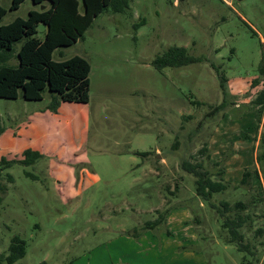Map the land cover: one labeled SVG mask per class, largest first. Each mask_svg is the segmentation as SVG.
I'll return each mask as SVG.
<instances>
[{
    "label": "rangeland",
    "instance_id": "obj_1",
    "mask_svg": "<svg viewBox=\"0 0 264 264\" xmlns=\"http://www.w3.org/2000/svg\"><path fill=\"white\" fill-rule=\"evenodd\" d=\"M0 4L8 10L0 25L44 6ZM46 31L40 23L36 36ZM22 42L9 64H19ZM175 45L205 59L158 70L154 58ZM75 55L91 64L88 103L61 100L52 108L49 89L42 100L21 92L0 97V159L20 160L27 148L42 153L3 172L0 253L19 235L27 253L17 264H243L220 214L197 196L196 178L180 166L201 160L216 173L233 155L225 167L229 186L213 201L249 205L242 212L253 217L246 241L256 248L248 257L264 264L261 175L234 182L246 168L264 178V118L260 123L252 103L262 86L251 87L264 56V0H130L124 12L109 6L53 58ZM225 99V109L212 112ZM163 211L165 222L144 228Z\"/></svg>",
    "mask_w": 264,
    "mask_h": 264
},
{
    "label": "trees",
    "instance_id": "obj_2",
    "mask_svg": "<svg viewBox=\"0 0 264 264\" xmlns=\"http://www.w3.org/2000/svg\"><path fill=\"white\" fill-rule=\"evenodd\" d=\"M24 0H12L11 10L20 7ZM35 4H42V10L32 9L26 18L16 17L13 21L0 25V97L18 98L20 92L27 100H42L44 91L49 89L53 93L55 108L61 100L68 102L88 103L90 101V73L91 64L83 56L75 55L65 60H54L53 54L58 47L69 46L81 38L91 27L95 18L103 13L109 6L114 12H124L130 7V0H33ZM49 2V5H46ZM8 10L0 4V19ZM40 23L47 26L45 37L40 39L36 36ZM142 18L139 25L145 24ZM17 52L19 64H9L8 61L15 53L14 45L22 41ZM203 56L195 57L189 54L186 46H171L153 60L158 70L166 67H180L193 62L202 61ZM259 77L252 81L251 87L262 86L253 99V104L259 107L260 114L264 110V56L259 66ZM225 82L227 78L221 75ZM223 87V86H222ZM246 95L248 92L245 93ZM227 99L219 105L213 106L212 112L225 109ZM54 105V107H53ZM207 150L206 147L200 152ZM138 155L148 156L149 151L135 152ZM24 157L20 160L0 159V205L8 191L7 183L4 182L3 172L12 164L19 162L24 165L35 163L41 158L42 153L38 150L27 148L23 152ZM259 158V156H258ZM207 159H211L210 154ZM220 166V162L213 163ZM181 168L196 178V194L220 214V223L227 231V241L234 243L238 250L244 252L243 264H252L249 254L255 255V244L246 241L245 229L248 222L253 220L252 215L242 213L248 208L244 201L231 204L227 200L219 204L213 201L217 193L225 191L229 183L223 178L224 167L216 173H212L204 165V161L184 159L180 162ZM28 175H32L27 172ZM258 170L246 168L243 172L240 185L249 184L252 178L259 177ZM33 176V175H32ZM8 182H13L12 174L7 173ZM178 184L176 188H178ZM234 211L233 215L228 214ZM167 211L160 212L157 219L149 221L144 228H153L166 221ZM263 232L261 228L256 233ZM27 253L26 240L19 235L13 236L8 251L0 253V264H17ZM40 264H46L43 261Z\"/></svg>",
    "mask_w": 264,
    "mask_h": 264
},
{
    "label": "crops",
    "instance_id": "obj_3",
    "mask_svg": "<svg viewBox=\"0 0 264 264\" xmlns=\"http://www.w3.org/2000/svg\"><path fill=\"white\" fill-rule=\"evenodd\" d=\"M261 86V85H260ZM82 104H86V103H82ZM262 117L264 118V110H263V113H262V116H261V121H260V123L262 122ZM220 130V128H216V132H215V135H217V131H219ZM263 127H262V123H261V125H259V134H261V132H263ZM260 136V135H259ZM215 137V136H214ZM258 143V142H257ZM232 159L233 158V155H230V157L228 156L227 157V159ZM227 159L225 160V164H224V173H223V178L225 179V174H226V170H227V168L225 169V167L227 166ZM165 160V159H164ZM163 162V161H162ZM165 162V161H164ZM154 164V163H153ZM157 169H159V168H157ZM155 170H156V167H155ZM251 170H253V169H251ZM157 171H159V170H157ZM152 172H155L154 170L152 171ZM242 176H243V174L241 175V176H239L237 179H234V182L235 183H237V184H239L240 182H241V179H242ZM254 179H255V177L253 178V181H254ZM261 183H260V185H261V187L263 188V191H264V178H262V174H261Z\"/></svg>",
    "mask_w": 264,
    "mask_h": 264
}]
</instances>
